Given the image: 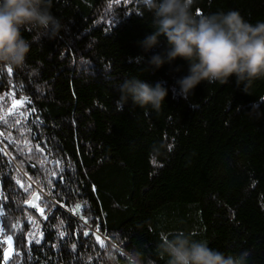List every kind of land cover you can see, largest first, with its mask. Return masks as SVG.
I'll list each match as a JSON object with an SVG mask.
<instances>
[{
	"label": "trees",
	"instance_id": "trees-1",
	"mask_svg": "<svg viewBox=\"0 0 264 264\" xmlns=\"http://www.w3.org/2000/svg\"><path fill=\"white\" fill-rule=\"evenodd\" d=\"M135 8L134 0H53L64 30L32 43L22 68L0 66L9 73L0 100L22 101L12 114L0 106V241L13 238L8 264H104L117 237L166 264L156 246L178 231L225 254L249 250V264H264V78L247 92L235 77L201 82L183 99L175 81L187 63L149 65L167 45L161 37L147 52L140 47L154 29L152 14ZM229 10L264 20V0L192 5L198 15ZM133 76L168 89L159 112L131 100L120 110L119 85ZM78 204L85 224L74 217ZM95 233L109 242L98 254L88 244L57 254L61 240L95 246Z\"/></svg>",
	"mask_w": 264,
	"mask_h": 264
},
{
	"label": "clouds",
	"instance_id": "clouds-1",
	"mask_svg": "<svg viewBox=\"0 0 264 264\" xmlns=\"http://www.w3.org/2000/svg\"><path fill=\"white\" fill-rule=\"evenodd\" d=\"M52 3L53 0H0V66L22 68L32 43L54 39L64 30L61 19L51 11ZM134 3L138 16L145 11L152 14L154 30L139 42L140 47L147 52L160 44L161 37L167 45L164 54L151 56L149 65L159 69L177 58L187 63V75L175 81V92L183 99L188 100L201 82L225 85L235 77L236 85H243L247 92L255 80L264 78V20L251 23L238 10L198 15L192 11L194 0ZM103 12L112 18L118 15L113 8L105 7ZM25 31L32 34L31 41L24 37ZM131 59L140 63L143 57ZM119 92L121 111L131 100L141 109L159 112L168 95L161 83L152 86L135 76L125 79ZM156 255L166 259V264H249L251 252L225 254L210 247L206 240L178 231L171 236L161 235ZM103 259L104 264H157L151 254L123 246L118 237L105 250Z\"/></svg>",
	"mask_w": 264,
	"mask_h": 264
},
{
	"label": "bare ground",
	"instance_id": "bare-ground-1",
	"mask_svg": "<svg viewBox=\"0 0 264 264\" xmlns=\"http://www.w3.org/2000/svg\"><path fill=\"white\" fill-rule=\"evenodd\" d=\"M9 72V71H8ZM7 71L4 73L1 69H0V84H1V80L3 81H9V77L7 76L9 73ZM247 120V117L244 118L243 122ZM81 209L79 211L75 210L74 214L76 216V219L80 222V223H86V220L85 218L83 217V215L81 214L82 213V209L85 207V205H81ZM88 233V231H85ZM84 231H81V236H85ZM90 235V236H89ZM97 236L98 234L95 233L93 234V240H94V245H90L87 242H84V243H80L79 241L77 240H73V238L69 239V240H64V241H58L57 244H56V247H57V254H68L76 249H78L80 246L84 245V244H88L91 248H92V251H93V254L96 255V253L98 254L99 250L103 247H106L107 245H109V242L105 241V239L101 236L99 237L100 239L97 240ZM88 237H91V234L88 233ZM101 241L103 242V244L101 245ZM73 245H75V249H73ZM76 256H81V253L79 251H76Z\"/></svg>",
	"mask_w": 264,
	"mask_h": 264
},
{
	"label": "snow or ice",
	"instance_id": "snow-or-ice-1",
	"mask_svg": "<svg viewBox=\"0 0 264 264\" xmlns=\"http://www.w3.org/2000/svg\"><path fill=\"white\" fill-rule=\"evenodd\" d=\"M117 2H119V0H117ZM111 6V5H110ZM9 73H11L12 69L9 68L8 69ZM22 103V101H13V109L12 110H15L17 108V106ZM11 111V110H10ZM4 117L3 116H0V120H3ZM3 194L0 193V196H2ZM38 199V197H37ZM29 203H32V202H29ZM32 206H35V207H38V205H35L33 204ZM81 205H77L76 206V210L79 211L81 209ZM39 211H41V213H43V209L40 208ZM2 211H0V215H2ZM90 219V217H89ZM33 223V225L35 226V221H31ZM4 233V229L3 227H0V235H3ZM61 237H63L64 233H60ZM85 236L88 235L87 232L84 233ZM99 236H97V240H99ZM3 243H6L7 244V249H5L4 251V255H3V258H2V261H0V264H8V262L11 260L12 258V255H13V238L12 236H8L6 240L4 241H0V245H2ZM35 243L39 244L40 243V239H35ZM103 244V242L101 241V245ZM73 249H75V245H73ZM16 255H19V253H16Z\"/></svg>",
	"mask_w": 264,
	"mask_h": 264
},
{
	"label": "rangeland",
	"instance_id": "rangeland-1",
	"mask_svg": "<svg viewBox=\"0 0 264 264\" xmlns=\"http://www.w3.org/2000/svg\"><path fill=\"white\" fill-rule=\"evenodd\" d=\"M1 82H6V81H3V80H1ZM13 101H15L14 99L13 100H10V105L8 104L7 105V102L6 101H2V100H0V106L2 107V109H3V113L4 114H12L15 110H17V109H19L20 108V104L17 106V108L15 109V110H12L13 109ZM11 110V111H10ZM15 164V163H14ZM15 166V165H14ZM18 167V166H17ZM7 239V238H6ZM4 247H5V245H4ZM7 249V248H6ZM5 251V250H4ZM3 255H4V253H3Z\"/></svg>",
	"mask_w": 264,
	"mask_h": 264
},
{
	"label": "water",
	"instance_id": "water-1",
	"mask_svg": "<svg viewBox=\"0 0 264 264\" xmlns=\"http://www.w3.org/2000/svg\"><path fill=\"white\" fill-rule=\"evenodd\" d=\"M34 199H31V201L30 202H32ZM34 203L32 202V203H30V207H32L33 209H35V206H32ZM5 245V247H4V250L7 248V244L5 243L4 244Z\"/></svg>",
	"mask_w": 264,
	"mask_h": 264
}]
</instances>
